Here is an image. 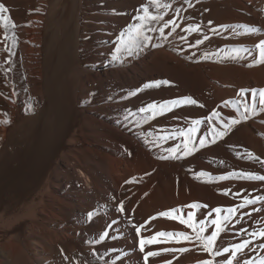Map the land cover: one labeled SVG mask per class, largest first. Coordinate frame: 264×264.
Segmentation results:
<instances>
[{"label":"bare ground","instance_id":"bare-ground-1","mask_svg":"<svg viewBox=\"0 0 264 264\" xmlns=\"http://www.w3.org/2000/svg\"><path fill=\"white\" fill-rule=\"evenodd\" d=\"M147 2L0 0L10 10L4 13L10 20L0 22V264H166L175 251L162 249L183 243L188 251H177V264H197L211 257L194 231L158 213L182 209L186 218L185 206L207 205L195 210V219L206 221L208 235L211 209L238 205L246 194L264 197V182L234 175H264V110L245 120L237 109L240 89L264 88V63L255 62L264 0H190L191 7L161 0L171 8L151 26L174 19L175 31L169 25L164 36L150 32L153 39L137 55L113 61L117 37ZM195 24L199 31H185ZM234 49L252 54L235 56ZM157 80L171 83L129 95ZM186 96L198 103L150 120L138 111ZM214 110L219 115L208 121ZM229 118L240 123L214 138L210 124L224 131ZM194 119L201 121L192 133L196 151L183 156L175 133L193 127ZM178 145L179 158H161ZM121 201L123 214L116 211ZM252 208L264 209V200L241 212ZM89 211L96 213L91 221ZM133 225L145 227L137 234ZM241 228H264V211L239 222L231 217L216 247L250 239L236 235ZM158 231H185L193 240L146 245L145 252L160 255L145 261L139 239ZM261 244L264 239L254 240L241 264L258 261Z\"/></svg>","mask_w":264,"mask_h":264},{"label":"snow or ice","instance_id":"snow-or-ice-1","mask_svg":"<svg viewBox=\"0 0 264 264\" xmlns=\"http://www.w3.org/2000/svg\"><path fill=\"white\" fill-rule=\"evenodd\" d=\"M186 4H188L189 7H191L190 0H184ZM150 6L155 8V12L150 10ZM163 8L165 12L163 14L160 13V9ZM171 8V4L169 3H161V0H148L147 3L140 6V10L138 11L137 16L135 17L136 21L135 23H131L127 26L125 31H122L120 35L117 37L116 46L114 49V53L112 55L113 61L121 59L122 56L126 55L128 57H131L133 55H137L140 51H142L143 48L147 47L151 40L153 39L152 36H150L148 33L150 32H159L161 36L165 35V29L169 27V25H172V31H175V28L177 27L175 20H168L166 23H164L161 27L153 28L151 25L153 22L159 23L161 20H163L164 15L167 13V10ZM9 9L5 6V4L0 3V22H7L10 20V16L4 15V13H9ZM176 14L178 15L180 12V9H175ZM211 23V21H209ZM5 27H7V24H5ZM12 27L15 28L16 25L14 22L12 23ZM224 27V26H222ZM240 27L245 28L249 32H255L259 31V29L253 28L248 25H242ZM199 31L200 25H189L187 28H185V31ZM171 34V33H169ZM183 39V37H182ZM207 39V37H205ZM203 41L197 40L196 44L199 45ZM256 61L259 63H264V40H260L256 45ZM241 51H244L251 55V51L248 49H234L233 53L235 56H239ZM229 54V55H232ZM208 54H205V58H207ZM170 81L168 80H157V81H151L146 82L141 88H138L132 92L129 93V95H136L139 92L143 91L144 89L149 88H156L160 87L161 85H170ZM240 94L242 95V99L237 102V109L240 111V114L242 115L243 119H248L250 115L256 114L257 109L264 110V88L261 89H240ZM250 94V95H249ZM198 102L192 98L191 96L186 97H180L168 101L163 102H152L148 105L141 107L138 111L139 113L144 114V119L150 120L155 119L157 115H163L165 112L172 111L175 107L181 106L182 104H191L195 105ZM202 106V105H201ZM219 114L214 110L211 115L208 117V121H212L214 118H216ZM193 127H189L187 129H178L175 133V135H178L182 139V148H183V156L191 155L193 152L196 151V145L192 143V133L197 131V129L194 127L196 124H200L201 121L199 119H194L191 121ZM240 123V120H237L235 118H229V122L226 124H223L224 131H219L215 125L210 124V127L212 128V136L215 137H222L226 134L227 130L235 124ZM214 142V140H213ZM204 139H200L199 144L200 146H204ZM191 145V146H190ZM171 155L161 157L162 159H168V158H179L176 156V153L180 151V146L178 145L176 148L169 150ZM251 155V153H249ZM261 163H264V161H260ZM234 175H238L242 179L246 180H259L264 182V175H258L256 173H250V172H239L235 173ZM229 176L221 175L218 177L220 180H226ZM264 200V197L256 196L254 198H250L249 195H245L242 198V203L228 207L227 209H224L222 207H216L211 209L207 213V217L210 219V223L213 227V230L210 232V234L205 235L208 231V228L206 226L205 220H196V211L197 209L204 207L207 208V205H200L199 203L193 202L185 207L190 209V211L187 213V216L185 218V215L183 213V210L172 208L169 210L161 211L158 213V216L160 217H166L171 220L179 221L180 224L186 225L189 229H192L195 233V240L199 242V247L202 248L203 252L208 254L211 258H206L203 260H200L197 262V264H241L239 257L242 253L245 252L246 249L250 248L254 240L257 239H264V228H259V230H253L251 232H248L247 229L241 228L240 232H238L236 235H240L241 233H247L250 239H243L238 243L230 244L229 246H225L222 248H217V241L220 237L221 233L224 231L225 222L228 221L231 217H236L237 222L243 220L247 216H251L254 212L264 211V209H256L252 208L251 211L247 212H241L242 209H246L249 205H255L258 201ZM116 211L118 213H125V205L123 201H121ZM227 213L226 215H223V213ZM213 213H215V217H213ZM96 213L93 211H89L87 213V219L91 221ZM155 219V217L150 218ZM147 223V222H146ZM115 224V221L112 222L108 226V228L105 229V231L99 236L100 240H104L109 236L110 229L112 228V225ZM197 224H199V228H197ZM135 231L137 234H140L141 229L144 228V225L135 226ZM168 238V239H165ZM171 239H176L177 243H180L182 241L192 242L193 236L190 235L188 232H169V231H158L155 232V234L150 235L148 237L141 236L139 239V251L141 253H144V260L147 261L149 257L159 256L160 252H154V251H148L145 252L146 245H157L162 243L170 242ZM261 248H264V244L260 245ZM163 252H171V251H180L185 252L188 251L186 248H180V249H171V248H164L162 249ZM166 264H170V262H166ZM243 264H264V255L258 258L257 260L252 259H246L243 261Z\"/></svg>","mask_w":264,"mask_h":264},{"label":"rangeland","instance_id":"rangeland-1","mask_svg":"<svg viewBox=\"0 0 264 264\" xmlns=\"http://www.w3.org/2000/svg\"><path fill=\"white\" fill-rule=\"evenodd\" d=\"M173 37H175V36H173ZM186 227H187V226H186ZM187 228H188V227H187ZM188 230H189V228H188ZM184 232H185V231H184ZM185 244H186V243H183L182 245H184V246H182V247H180V248L189 247L188 244H186L187 246H185ZM176 249H178V248H176ZM186 249H188V248H186ZM175 252H176V254H174ZM175 252L173 253V256L176 257V258L174 259L173 256L170 258L171 260L173 259L175 263L173 262V260L171 261V260L169 259L170 262H171L172 264H173V263H174V264H177V263H178L179 256H178V258H177V256H175V255H178V254H177V251H175Z\"/></svg>","mask_w":264,"mask_h":264}]
</instances>
